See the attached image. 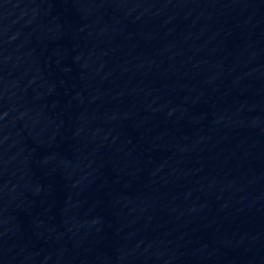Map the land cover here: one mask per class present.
<instances>
[{"label": "water", "instance_id": "water-1", "mask_svg": "<svg viewBox=\"0 0 264 264\" xmlns=\"http://www.w3.org/2000/svg\"><path fill=\"white\" fill-rule=\"evenodd\" d=\"M0 264H264V0H0Z\"/></svg>", "mask_w": 264, "mask_h": 264}]
</instances>
